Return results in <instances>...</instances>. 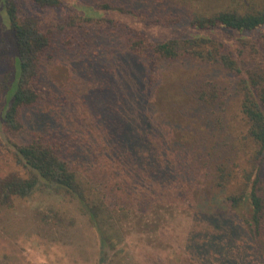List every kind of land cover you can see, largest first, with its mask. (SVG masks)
Wrapping results in <instances>:
<instances>
[{
    "label": "rangeland",
    "instance_id": "obj_1",
    "mask_svg": "<svg viewBox=\"0 0 264 264\" xmlns=\"http://www.w3.org/2000/svg\"><path fill=\"white\" fill-rule=\"evenodd\" d=\"M241 1L243 7L250 0ZM64 2L38 14L52 42L38 88L41 110L51 121L45 123L43 135L53 131L65 147L73 144L82 167L93 158L83 175L94 188L90 201L100 203L104 213L93 221L76 197L49 187L21 199L13 209L0 211V264H108L112 259L119 264H264V241L249 239L246 231L243 236L239 233L248 228L243 210L228 203L246 174L257 172L253 158L258 147L246 139L245 123L239 132H230L238 137L231 150L236 148L240 155L231 166L234 179L222 186L207 175L209 165L202 167L211 160L215 139H222L220 124L240 118L238 95L228 97L225 107L219 106L235 92L234 75L187 53L183 60L151 54L156 58L151 63L150 57L128 48L135 36L129 40L135 33L129 28H133L157 41L205 36L240 53L245 40L264 34V25L242 32L191 24L179 29L146 21L156 14H170L155 0ZM11 35L7 0H0V82L15 72ZM204 92L219 95L211 103L214 109L204 105L200 98ZM142 95L153 128L139 145L130 146L129 134L143 136L139 130ZM3 97L10 100L7 91ZM38 125L31 122L16 131L0 120V176L19 171L9 161H15L12 143L36 136ZM152 149L157 156L154 163L144 161L143 155ZM164 159L169 160L171 171L158 174ZM194 166H199L196 172L201 169L197 174ZM181 167L189 168L187 176ZM227 215H234L236 222L232 236L224 224ZM99 228L111 237L106 245ZM213 237L232 245L226 262L223 257L198 256L206 243L201 240Z\"/></svg>",
    "mask_w": 264,
    "mask_h": 264
},
{
    "label": "trees",
    "instance_id": "obj_2",
    "mask_svg": "<svg viewBox=\"0 0 264 264\" xmlns=\"http://www.w3.org/2000/svg\"><path fill=\"white\" fill-rule=\"evenodd\" d=\"M263 1L250 0L241 7L239 5L243 2L241 0H155L156 3L163 4L164 8L170 11V14L166 16L156 14L150 20H143L154 21V24L161 26L174 25L179 29L191 24V26L199 29L223 28L239 32L256 30L264 25ZM62 4H65L64 0H7L10 32L13 34V37L11 35V39H13V42L11 41L13 49L11 68L14 69L15 65V72L12 78L6 79V82L3 80L0 82V120L16 131L21 130L23 126L29 125L31 122H39L40 125L37 126L39 131L36 136L33 135L20 144L12 143L16 150L15 161L12 158L9 161L15 162L19 171H11L0 176V211L5 210V208L13 209L19 200L33 197L37 192L49 187L56 193L76 197L84 206L85 211L90 214L92 220L96 221L97 216L104 213L103 208L100 203L90 201L94 188L83 175V172H88V161L93 160V158L89 157V160L84 162L85 166L82 167L73 144L70 147H65L58 139H55L56 135L53 131H48L43 135V130L46 128L45 123L50 120L41 110L43 102L38 88L43 76V65L47 59L45 52L52 42L49 33L43 30V23L38 14L43 10L56 9ZM97 5L102 4L97 2ZM67 6L69 5L67 4ZM108 9L111 8L108 7ZM121 11L124 10L121 8ZM124 12L134 14L133 10ZM115 22L118 25L127 24L119 20H115ZM129 30L135 31L129 40L135 36L131 39L128 48L140 56L150 57L151 63L156 61V58H151V54L183 60L187 53L198 59L199 62L219 64L218 66H223L226 71L234 75L235 92L228 94L226 102L223 100L224 103L219 106L225 107L228 97L238 95L240 97V118H242L233 121L230 119L229 125L226 121L220 124L222 139L220 137L215 139L216 143L210 152L211 160L209 162L205 160L204 165L200 166H210L207 169V175L211 174L210 176L217 178V184L225 186L230 183L235 177V172L231 166L236 164L235 159L237 160L240 156L236 148L231 150L232 145L237 143L238 137H233L230 132H239L242 123H245L248 137L246 139L258 147L253 158L254 169H257V172L253 173V176L252 173L246 174L243 185L237 189V192L229 196L228 203L231 208L240 206L243 210L248 228H241L239 233L242 235L246 231L249 239L263 242L264 34L251 40H245L241 52L238 53V51L228 50L229 48L224 42L205 36H179L157 41L142 30L138 31L133 28H129ZM243 54L244 57L241 56ZM12 74L13 70L8 75L12 76ZM6 91L10 94L9 101L3 97ZM218 97L219 95L212 97L211 93L204 92L200 98L206 107H210L211 103ZM146 104L147 100L142 95L140 107L144 114H142L139 130L143 136L137 132L129 134V141L126 140V142L130 146L139 145L144 140L145 134L147 135L152 131L153 125H150L145 116ZM211 109L214 107L211 106ZM199 113L204 116L201 112ZM130 127L133 128L134 126ZM45 139L53 142L48 143ZM95 142L100 144L96 139ZM83 143L85 144V142ZM144 155V161L149 163H154V159L157 158L153 149ZM162 161L163 166L161 170L159 169L158 174L171 171L168 164L169 160L164 159ZM198 167H193L195 172ZM181 170L186 176L190 172L189 168L181 167ZM150 179L151 177L148 180ZM149 195L154 197L155 193L151 192ZM43 218L48 220L45 215ZM234 221V215H227L224 220L226 231L228 234L230 232L231 236L236 229V222ZM99 230L104 245H106L111 241V237L105 234L102 228ZM204 240L200 242L206 243L200 247L201 252L197 253L198 256L204 254L217 259L223 257L225 258L224 262L231 256L233 247L229 244V240L223 242L215 237ZM115 247V244H111V248ZM119 263L113 259L108 260V264ZM165 264H170V262Z\"/></svg>",
    "mask_w": 264,
    "mask_h": 264
}]
</instances>
